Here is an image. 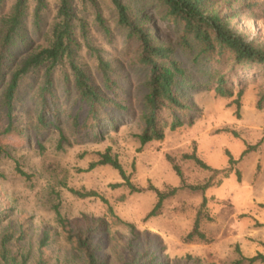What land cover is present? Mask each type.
Masks as SVG:
<instances>
[{
	"label": "rangeland",
	"instance_id": "obj_1",
	"mask_svg": "<svg viewBox=\"0 0 264 264\" xmlns=\"http://www.w3.org/2000/svg\"><path fill=\"white\" fill-rule=\"evenodd\" d=\"M73 1L75 9L87 15L90 44L100 55L117 63L118 89L113 93L125 108L110 110L111 118L107 122L103 119L100 133L96 134L89 120H85V108L79 110L73 88L68 90L67 83L59 80L61 76L55 75L58 110L47 117L52 124L36 129L38 104L34 91L40 71L33 69L20 80L14 99L13 128L8 132L4 131L7 118L0 106V234L13 229L17 235L22 227L25 234L20 243L32 250L33 261L38 257V240L47 231L42 255L46 264H82L84 255L65 238L60 219L70 227L84 219L100 220L103 230L91 240L102 264H264L248 260L264 253V72L239 71L231 84L232 94L221 96L214 83L205 86V74L198 64L179 49L178 59L191 77L190 87L182 89L179 96L189 108L179 113L183 122L175 129L168 125L171 115H161L168 117L167 125L162 127L163 138L142 145L138 135L144 127L143 83L148 71L133 62V45L126 54L125 33L116 25L109 0H97L109 35L94 21V9L89 3ZM13 2L4 0L0 17ZM47 2L44 34H32L35 49L46 43L45 32L53 23L57 0ZM254 4L257 7L252 12L247 10ZM213 9L228 14L230 26L246 39L264 43V0H216ZM144 15V22L157 38L165 42L176 40L172 26L159 19L153 6ZM76 33L80 42L75 53L77 61L100 82L94 55L81 33ZM210 68L218 69L220 64L211 63ZM8 77L6 74L5 79ZM1 92L0 87V95ZM78 111L75 126L73 115ZM60 130L64 139H60ZM248 146L254 148L241 156ZM106 150L117 158L137 187L153 185L168 191L174 186L206 182L212 172L184 157L192 152L209 167L219 169V173L205 191L179 188L162 201L154 215L147 217L157 200L153 191H131L126 184L111 187V183L124 180L110 165L87 169ZM226 152L236 159L231 172L222 171L228 167ZM16 164L29 176L19 174ZM174 165L181 176L176 174ZM235 170L239 171V180ZM70 188L92 189L100 196L80 197ZM196 218L206 239L186 237Z\"/></svg>",
	"mask_w": 264,
	"mask_h": 264
},
{
	"label": "trees",
	"instance_id": "obj_2",
	"mask_svg": "<svg viewBox=\"0 0 264 264\" xmlns=\"http://www.w3.org/2000/svg\"><path fill=\"white\" fill-rule=\"evenodd\" d=\"M109 1L115 12L116 25L125 33L126 54H129V47L133 45L134 49L130 52L133 62L148 71V77L143 83L146 89L143 94L144 110L141 114L144 127L138 135L142 145L152 139L163 138L162 127L167 125L168 117L162 118L161 115H171L168 125L170 129H175L183 122L179 113L189 108L179 96V92L185 87H190L191 82V77L187 75L186 69L178 59L179 49L191 55V61L198 64L201 72L205 74V86L214 83L215 91L221 96L232 94L231 84L238 78L239 71L248 74L264 72V43L248 40L243 33L230 26L226 20L228 14H221L219 9H213L216 0ZM80 2L89 3L94 9V21L104 33L109 35V28L100 13L97 0H80ZM73 3V0H57L53 23L49 32H45L48 39L36 49L32 45V34H44L45 18L49 11L47 0H14L10 10L0 17V87L2 88L0 106L7 118L4 131L8 132L13 128L14 99L20 80L33 69L40 71V79L34 91L38 104L36 129L52 124L51 119L47 117L56 114L58 110L57 95L54 90L55 75L61 76L59 80L67 83L68 90L70 87L73 88L74 100L80 103L79 110L85 108L87 113L85 120H89L96 134L100 133L101 123L111 118L108 117L111 114L110 110L125 108L121 101L115 99L113 93L118 89L117 63L114 59L100 55L99 50L90 44L87 39V15L80 14ZM3 4L4 0H0L1 8ZM31 4H33L32 9H30ZM152 6L159 19L174 29L177 34L174 42L161 41L155 36L152 27L144 22V14ZM255 7L256 4L249 6L247 10L252 12ZM77 31L81 33L86 47L94 55L100 82L96 81L85 66L77 61L75 53L80 47ZM211 63L220 64L221 69H211ZM227 66L228 69L225 71ZM6 74H9L7 80ZM240 94L241 90L238 91V95ZM261 101H264V93ZM78 117L79 111L73 115L75 126ZM60 139H64L61 130ZM251 148L254 146L244 149L241 156ZM226 154L228 167L222 171L231 172L236 159L230 153L226 152ZM184 157L193 159L201 168L211 170L212 173L206 182L199 185L174 186L168 191H160L153 185L137 187L131 183L121 164L109 153V150L100 152L99 158L90 162L87 169L107 164L115 168L124 180V182L111 183V187L126 184L131 191H153L157 200L147 214L148 217L154 215L162 201L175 194L179 188L205 191L213 185V178L219 173V169L209 167L194 152L185 154ZM173 168L176 174L181 176L178 166L174 165ZM16 170L23 176H29L17 164ZM235 174L239 180V171L235 170ZM70 191L80 197L100 196L92 189L81 191L70 188ZM102 200L106 202L105 199ZM204 200L202 206L205 204ZM60 222L65 238L83 253L82 264H102L96 255V246L91 237L103 230V222L84 219L75 222L73 227H70L64 219H60ZM24 234L22 227H19L17 235L13 229H6L0 234V264H46L42 255L43 247L47 244V231H44L38 240V257L33 261L32 250L20 243L21 240L22 243L24 241ZM193 235L206 239L204 233L198 229V218L195 219L193 228L186 237L191 238ZM248 260L249 262L264 261V253L259 252ZM125 264L137 263L133 261Z\"/></svg>",
	"mask_w": 264,
	"mask_h": 264
}]
</instances>
